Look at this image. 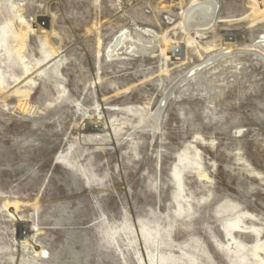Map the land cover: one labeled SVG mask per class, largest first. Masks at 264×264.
I'll return each instance as SVG.
<instances>
[{
	"label": "rangeland",
	"instance_id": "374dc122",
	"mask_svg": "<svg viewBox=\"0 0 264 264\" xmlns=\"http://www.w3.org/2000/svg\"><path fill=\"white\" fill-rule=\"evenodd\" d=\"M205 2L214 5L211 22L190 30L184 14ZM9 3L0 264H149L156 254L161 264H231L224 226L237 217L242 229L232 235L244 261L258 264L255 244L264 259V61L237 52L264 41V0ZM21 20L28 76L4 51L17 47ZM28 88L23 112L12 92ZM158 109V126L145 130ZM90 122L103 132H90ZM99 136L75 169L58 161ZM252 228L258 236L243 231Z\"/></svg>",
	"mask_w": 264,
	"mask_h": 264
},
{
	"label": "bare ground",
	"instance_id": "6f19581e",
	"mask_svg": "<svg viewBox=\"0 0 264 264\" xmlns=\"http://www.w3.org/2000/svg\"><path fill=\"white\" fill-rule=\"evenodd\" d=\"M213 16H214V5L212 3H209V2H205V3H193V4L190 5L189 9L184 14V23H185L186 26H188V28L190 30L201 29V28L206 27L211 22ZM11 24H12V18H11V10H10L9 0H5V1H3V3H2V0H0V47H2V48H4V46L6 44V41H7V38H8V32H7V30L8 29H11V26H10ZM20 24H21V26H20L19 31H18V34L16 36V40H18V42L16 43V46L17 47L15 49H7V48H5L4 51H5L6 56L8 57V60H9V58H10V56L12 54H14L20 60V62L22 63V66H23V71H24L23 74H24V76H28L29 73H30V71H31V69L25 64L24 57H23V55L20 52H21L22 47H23V45H24V43L26 41V38L28 37V29H29V27H28V25L23 20L20 21ZM192 27H195V28H192ZM39 29H40L41 32L43 31L41 28H39ZM52 32H54V31H52ZM113 41H114V39H113ZM133 41L135 42V40H133ZM111 44H112V42H111ZM263 45H264V41H261L257 45L248 46V47L244 48L241 51L243 53H252V54L258 56L261 60L264 61V49H263ZM55 54H56V52L55 51H52L45 58V60L51 58ZM223 55L222 54L221 55H218V57L223 56ZM231 55H232V53H231ZM215 57L216 56H214L213 58H211L210 61L213 60V59H215ZM61 59H59L57 61V66L55 67V70H57L59 61ZM207 63L208 62H206L204 65H206ZM40 66H41V62L37 63V67H39V69H41ZM4 78H5L4 72L2 71V68H0V96L5 95L3 93L8 88V85L4 86V82H5L4 81ZM18 81H19V78H15L13 82L17 83ZM29 81L31 82V85L34 84V82L31 79ZM20 82L18 84H20ZM28 89L27 90L26 89L25 90H19L18 89V90H14L12 92L13 94H15L17 96L19 95V97H21V99L23 100L21 103H19L20 104V108H21L20 110L21 111L24 110L23 112H25L27 110V98L29 97V92L31 93L30 88H28ZM3 98H4V96H3ZM5 99H7V98H5ZM28 105H29V102H28ZM158 111H159V109L154 114L150 115L149 118H146L144 120L145 123L143 124V128H145V130L148 129L151 132H154V130L158 126V124H157ZM28 112H30L29 108H28ZM129 113H132L134 115H136V114H139L140 115V110L130 108L129 109ZM144 121H142V122H144ZM92 123L90 122L91 125L88 124L89 125L88 126V130L90 132L91 131L92 132H99V133H102L103 132V129H101L100 126H98L97 124H92ZM114 123L115 122H113V124L112 123L111 124L114 126L115 125ZM85 124H87V123H85ZM85 124H84V126H85ZM112 125H111V127H112ZM122 126H123V123L117 121L115 127L121 129ZM106 130L108 131L109 129H106ZM103 140H105V137L104 136H99L98 139H89V138H84L83 137L82 140H80L79 142L76 143L77 145L75 146V148H73V149L70 150V152H69V154L67 155L66 158H63L62 155H60L57 159H58V161H60L62 163H65V165H67L68 167H71V168H74L75 169L76 168L75 166H76V163H77L78 159H80L87 152V150H89L88 147L90 146L91 142L97 141L99 143H102ZM179 162H181L185 166H187V165H189L191 163V161L185 155L180 156ZM172 177H173V181L175 183L176 189H177V191L175 193V196H174V199L177 201V199L180 197V191H181V172L178 169L177 170L175 169L173 171V173H172ZM175 213H176V215H180V213H181L180 207L175 210ZM239 223H240V220H239V217H237L234 221H231L229 223H226L225 226H224L225 235L227 237H230V240L233 242V246H234V249H230L229 250L228 257H229V259L231 261V264H251L249 262L246 263L244 261L243 250L245 249V246L242 243L237 242L235 240V238L233 237V235H232V231L233 230H240V229H242V228L239 227ZM23 231H25L26 234L27 233H30V231L28 230V228H23ZM243 231H251L256 236L259 235V231L256 230V229H254V228L249 229V230L248 229H243ZM156 234L157 233H155V236H157ZM156 245L157 244L155 243V246ZM250 251H251V254H252L255 262H257L258 264H264V259H261L259 257V255H258V252L259 251H262V248L258 244H255L250 249ZM44 255H45V253H44ZM43 256H42V258H43ZM39 257H41V256L39 255ZM149 257H150L149 258V264H161V262H162L161 259H160V254H156L154 256H150L149 255Z\"/></svg>",
	"mask_w": 264,
	"mask_h": 264
},
{
	"label": "water",
	"instance_id": "95a60500",
	"mask_svg": "<svg viewBox=\"0 0 264 264\" xmlns=\"http://www.w3.org/2000/svg\"><path fill=\"white\" fill-rule=\"evenodd\" d=\"M241 50H243V49H241ZM241 50H238L237 52H239V53H243Z\"/></svg>",
	"mask_w": 264,
	"mask_h": 264
}]
</instances>
